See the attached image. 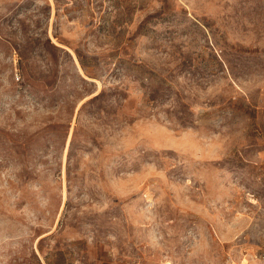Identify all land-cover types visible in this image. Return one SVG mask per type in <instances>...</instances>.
I'll return each instance as SVG.
<instances>
[{
  "label": "rangeland",
  "instance_id": "obj_1",
  "mask_svg": "<svg viewBox=\"0 0 264 264\" xmlns=\"http://www.w3.org/2000/svg\"><path fill=\"white\" fill-rule=\"evenodd\" d=\"M0 264H264V0H0Z\"/></svg>",
  "mask_w": 264,
  "mask_h": 264
}]
</instances>
